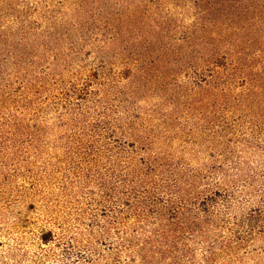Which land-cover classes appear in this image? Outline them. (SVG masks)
Listing matches in <instances>:
<instances>
[{
	"label": "rangeland",
	"instance_id": "rangeland-1",
	"mask_svg": "<svg viewBox=\"0 0 264 264\" xmlns=\"http://www.w3.org/2000/svg\"><path fill=\"white\" fill-rule=\"evenodd\" d=\"M193 1L0 0V264H70L46 255L59 250L53 236L87 233L89 204L101 192L85 173L86 149L104 144L101 124L120 126L129 150L141 137L147 151L138 154L173 157L196 180L185 184L190 197L214 193L215 169L231 176L238 163L244 173H264V110H233L239 83L214 104V47L202 41L214 43L223 7L203 0L206 28L192 33ZM186 36L188 62L165 69V47ZM203 55L211 63L196 74ZM95 160L106 168L103 152ZM212 195L188 199L186 217L201 215L207 233L190 235L192 252L182 251L180 264H264V233L248 227L259 223L256 204L214 218ZM230 235L240 237L227 243L234 247L214 245Z\"/></svg>",
	"mask_w": 264,
	"mask_h": 264
},
{
	"label": "trees",
	"instance_id": "trees-1",
	"mask_svg": "<svg viewBox=\"0 0 264 264\" xmlns=\"http://www.w3.org/2000/svg\"><path fill=\"white\" fill-rule=\"evenodd\" d=\"M202 2L193 1L197 9V12L194 11L197 21L193 24L195 31L192 33L204 31L207 25V22L202 23L205 10L198 9ZM219 3L223 8H220L222 13H218V17L224 15L226 18L215 19L214 14V43L208 36L202 41L203 46L214 47L210 48L213 50L210 54L214 56V104L217 102V106L222 103L224 100H219L225 98L230 90H234L233 86L239 83L238 93L231 95L235 99L233 110L259 114L264 110V0H219ZM242 21L243 25H240ZM191 42V37L186 36L179 38L176 44L171 42L166 46L164 68L175 71L176 61L180 58V61L187 63L189 54L185 48L192 45ZM241 45L242 50H237L236 47ZM150 51L151 48L147 47L145 53ZM152 52L156 51L153 49ZM203 56L199 62L201 65L195 67L196 74L209 67L205 62L211 63V60L205 59L207 55ZM216 91H219L220 96H215ZM119 127L99 125L104 144L98 149H86L89 152L90 169L85 173L88 172L94 183V178L98 180L101 192L100 195H94L89 204L87 233L53 236L54 243H59V250L66 252L59 254L58 248H51L52 252L46 257L54 254L62 262L70 264H180V253L192 252L188 245L190 235L207 233V225H204L206 220L201 221V215L195 212L186 217L188 199L191 202L198 199L207 202L206 199H210L212 194L214 211L211 212L214 218L236 209L238 203L246 208L256 204L259 223L253 227L248 225L249 231L254 233L261 230L264 233V173L259 177L244 173L242 165L238 163L232 167L240 171L231 176L229 168L215 169L214 193L208 190L205 196L194 193L190 197L185 184L191 186L196 180L192 177L186 180L185 169L173 161V157L155 153L138 154L137 150L142 152L143 146V152L147 151L148 139L141 137H133L134 143L130 144L133 148L129 150L126 144L131 139L126 137V133L120 137L116 133ZM110 133L113 135L109 137ZM102 152L106 168L95 160ZM218 176L219 179L215 181ZM262 177L263 181H259ZM217 191L224 193L226 199L218 200ZM255 211L247 213L245 218L248 220ZM215 227L217 232L222 231L221 224ZM239 238L230 235L214 240V245H226V250L234 247L231 244L227 246V243ZM184 245L188 249H184ZM63 256L66 259H61ZM206 261L209 258L206 257Z\"/></svg>",
	"mask_w": 264,
	"mask_h": 264
}]
</instances>
